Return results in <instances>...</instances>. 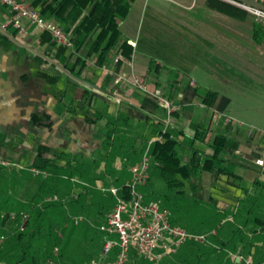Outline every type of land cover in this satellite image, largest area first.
I'll use <instances>...</instances> for the list:
<instances>
[{"label":"crops","instance_id":"1","mask_svg":"<svg viewBox=\"0 0 264 264\" xmlns=\"http://www.w3.org/2000/svg\"><path fill=\"white\" fill-rule=\"evenodd\" d=\"M153 1L152 7L147 8L144 33L158 30L159 40L129 36L125 30L123 43L130 46L129 41L138 40L136 49L130 46V59L122 57L120 73H115L119 56L115 52L101 67L96 54L90 55L87 50L76 53L86 62L79 78L70 75L76 59L59 51L49 35L26 19L23 32L7 26L11 10L0 3V160L15 164L25 161L29 169L36 157L52 159L63 152L72 160L85 163L86 174L97 178L98 189L119 188L132 181L131 168L142 160L148 148L150 151L155 142H166L160 132L170 133V140L178 143V155L186 162L194 153L201 158L211 156L210 144L215 136L223 135L226 140H222L223 163L219 167L224 172L203 173L201 184H187L185 190L188 196L203 201L204 207H210L198 210L206 213H201L198 224L210 228L213 235L207 242V257H218L216 264H240L230 254H243L253 262H262L264 166H258L256 161H264V151L244 148L238 142L235 136L240 133L241 123L223 118L232 99L213 95L209 86L215 75L232 71L234 75L229 79L244 86L254 81L264 85V33L255 37L259 24L250 15L245 21L231 18L208 8L207 0H167L171 4ZM85 14L86 11H80L74 17L72 29ZM51 21L60 25L54 19ZM248 22L253 25L249 29ZM151 61L160 66L155 72L150 71ZM223 64L228 67L227 72L221 69ZM199 71L203 84L192 77ZM110 74L114 81L116 75L136 74L152 88L162 89L176 107L168 126L167 112L160 106L153 108V99L133 87H119L114 81H106ZM190 82L195 91L185 90ZM223 96L231 103L224 113H218ZM216 115H221L222 120L213 130ZM203 129H208V136L205 143H199L195 135ZM173 148L168 143L164 151L172 152ZM118 149L124 152L120 154ZM16 172L11 166L0 173V198L9 200L11 207L27 204L39 191L38 177L33 180ZM34 184L35 188H30ZM194 191L199 193L197 198L193 197ZM143 195L148 200L156 196ZM181 197L186 196L182 193ZM192 198L189 203L198 209V202ZM91 203L87 198L85 204L89 207ZM206 210L213 215L208 216ZM95 219L87 222L94 224Z\"/></svg>","mask_w":264,"mask_h":264},{"label":"trees","instance_id":"2","mask_svg":"<svg viewBox=\"0 0 264 264\" xmlns=\"http://www.w3.org/2000/svg\"><path fill=\"white\" fill-rule=\"evenodd\" d=\"M25 1L29 2L31 8L40 11L47 20H56L64 30L71 34L74 44L72 52L57 45L50 36L49 38L59 51L68 53L71 58L76 59L74 68L70 72L72 77L79 78L86 68L84 59L76 57V53L79 54L84 50H87L90 55L96 54L97 63L100 67L108 61L113 52L121 55V57L124 56L126 60L130 59L132 49L128 44L123 43L124 32L120 23L129 18L132 7L137 0ZM207 6L240 21H245L249 17L247 11L225 0H207ZM80 11H86V14L72 29L71 22ZM261 32L264 33V26L257 25L255 37ZM104 43L105 46L102 47ZM121 62V59L116 62L115 73H120ZM75 67L79 70H75ZM159 67L156 62L151 61L150 71L155 72ZM54 80L57 82V78ZM106 81L113 82L114 75H107ZM156 87L159 86L156 85ZM185 90L195 91V88L190 82ZM154 103L153 108H159V105ZM230 103L231 100L223 96L216 111L224 113ZM160 136L166 142H155L151 146L149 151L150 166L159 172L167 188L178 189V194L183 193L186 196L188 193L185 186L187 184L197 186L201 184L203 173L219 175L223 171L219 167L223 163L222 140L225 139L223 135L214 137L210 144L213 151L211 156L201 158L199 154L194 153L188 162L178 155V143L170 140V133L167 130L160 132ZM207 136L208 129L198 130L195 140L199 143H205ZM228 142L224 144V147ZM168 143L173 144L172 152L164 151ZM64 161L65 164H63ZM5 162L16 165L11 161ZM4 168L0 165V173ZM29 169H36L40 172L41 177L39 191L33 196V199L27 204H15L14 207H11L8 204L9 200H1L0 198V238H5L0 245V264H49V261H54L55 264H82L85 261H77L70 251L72 238L75 235L74 231L79 226L75 220L77 217L83 216V220L87 222L88 219L97 217L99 226H101L106 223L108 215L113 211L116 198L110 192L102 191L95 186L97 178L86 174L83 161L72 160L66 153L56 154L52 159L38 156ZM127 184L118 186L121 196L126 197V199L129 196ZM198 194L197 191H194L193 197L197 198ZM54 197H57V200ZM87 198L92 201L89 207L85 204ZM160 198L162 197L155 196L153 200H148L144 196V201L161 207L163 203ZM109 199H112L114 203L111 204ZM165 200L169 201V196H166ZM4 211L6 214L1 216ZM21 211H26L29 215L24 224H22L19 213ZM12 215L13 220H11ZM260 221L262 222L261 227L264 229V218ZM170 222L176 226L172 214ZM99 232L101 231L99 230ZM102 235L104 236L103 233ZM42 242L45 243L44 248L40 245ZM103 244L104 238L101 249H103ZM55 248L59 249L58 256L54 255ZM207 248V242L191 240L182 245L176 254L171 255L170 258L169 256L164 257L161 262L169 258L170 260L168 259L167 263L163 264H204L209 255ZM218 251L220 250L215 249V252ZM147 261L148 263H146ZM161 262L158 264H162ZM126 264L155 263L132 251Z\"/></svg>","mask_w":264,"mask_h":264},{"label":"built area","instance_id":"3","mask_svg":"<svg viewBox=\"0 0 264 264\" xmlns=\"http://www.w3.org/2000/svg\"><path fill=\"white\" fill-rule=\"evenodd\" d=\"M236 5L254 19L255 23L264 26V11L238 3L234 0H225ZM264 5V0H253ZM0 3L11 10V15L7 20V26L23 32V20L26 19L31 26L40 32L49 35L57 45L73 50L74 44L72 36L56 22L47 20L38 10L31 8L21 0H0ZM137 40L129 41V45L134 49L137 47ZM122 59L118 56L117 61ZM116 86L133 87L144 96L153 99L168 115L166 125L168 126L171 115L176 111L174 104L165 97L164 91L158 88H150L149 85L138 75L130 76L116 75ZM193 84V83H192ZM258 166L263 167L264 161H256ZM4 167H15L14 164L1 161ZM150 157L149 148L144 152L142 160L131 168L132 181L127 184L129 196H121L120 188H101L102 191L110 192L116 198V205L109 215L106 223L100 227L104 234V244L102 255L98 259H93L85 264H126L130 254L135 251L140 257L155 264L161 262L166 256L176 254L178 250L189 240L203 242L205 236L188 233L186 230L172 225L170 222L171 213L156 204H148L144 201V196L138 191L139 186L147 184L149 178ZM36 176L40 172L30 169ZM57 200V197L54 198ZM22 224L28 220V215L22 213ZM76 219L75 223L79 224ZM5 238H0V245ZM59 249L55 248L54 255L58 256ZM231 257L240 264H264L253 262L241 254H230ZM49 264H55L49 261Z\"/></svg>","mask_w":264,"mask_h":264},{"label":"rangeland","instance_id":"4","mask_svg":"<svg viewBox=\"0 0 264 264\" xmlns=\"http://www.w3.org/2000/svg\"><path fill=\"white\" fill-rule=\"evenodd\" d=\"M164 1L170 3V1L167 0ZM153 4V0H138L129 18L121 25L123 32L127 30L129 36L143 38L149 37L151 39H154V41L159 40L160 32L158 30L144 33L147 8L152 7ZM251 25L252 23H247L248 29L251 27ZM221 66V69L227 72L228 67L224 64ZM171 69L174 68L171 67ZM232 72L233 73L227 72V74H223V76L215 75L212 84L209 86L212 90L211 93L217 96L226 95L232 99V104L223 118L225 120V117H229L241 123L240 125H238V130L240 131V133L239 135L235 136L237 137L238 142H240V144H242L244 148L256 151H264V85H261L259 84V82L254 81V83H251V85L244 86L240 81L236 79H229V77L234 75V71ZM201 75L202 72L199 71L197 74L192 75V77L198 79L199 82L203 84L204 82L203 80H201ZM147 85L152 88L150 84ZM207 85H209V83ZM211 116L212 112L210 113V117ZM221 120V115L215 116L212 124L213 130L215 129L217 123ZM228 120L229 119L227 118V121ZM229 137H231V135ZM118 152L122 154L124 152V149H118ZM26 164L27 163L25 161H22L21 164H16L14 167L17 170L16 173L21 174V176H27L28 178L33 180H36V177L40 179V176H36L35 174L30 172L27 166H25ZM150 169L151 175L149 176L147 185L145 184L143 186H139L138 191L145 195L154 194L156 196L162 197L160 198L163 202L162 207L171 211L170 213H172L173 220L175 221L176 225L178 224L179 226L185 227L188 233L205 236L206 240L203 242H208L209 237L213 236L212 231H210V228H206V226L198 224V222H200V220L202 219V214L205 213V211L202 213L198 210H201V208L208 209L207 207L209 206L206 205L204 207L203 201L199 202L188 195H186V197H181V194L177 193L178 189H169L166 187L165 182L163 181L157 170L153 169L152 167ZM18 171L23 173H18ZM111 174H113V172H111ZM35 186L36 184H34L32 187H29L34 189ZM14 195L15 194H12V196ZM166 196H169V201L165 200ZM191 198L193 201L198 202L195 204L196 206H199L198 209H194V206L192 207L191 203H189L188 199L191 200ZM193 201L192 203L194 204L195 202ZM109 202L111 204L114 203L112 199H109ZM206 212L208 216L213 215L212 211L206 210ZM19 213L20 217L22 213L28 214L26 211H21ZM82 213L84 214V211ZM77 219H79L80 222L79 226L74 231L75 235L72 238L70 251H72V256H74L77 261H85L82 263L85 264L92 259H98L101 257V245L104 236L101 232H99V228L103 224L99 226V222H97L96 219V221L93 222L94 224H91L90 222H86L85 220H83V216L77 217ZM216 226L217 223L214 225V227ZM40 245L42 248L45 247V243L43 242ZM168 259H165L161 263H167ZM209 260L212 261L211 264H216L218 257L212 259H210V257H207L204 264H210ZM146 263H148V261Z\"/></svg>","mask_w":264,"mask_h":264},{"label":"water","instance_id":"5","mask_svg":"<svg viewBox=\"0 0 264 264\" xmlns=\"http://www.w3.org/2000/svg\"><path fill=\"white\" fill-rule=\"evenodd\" d=\"M234 1L264 11V5H262L258 2H255L253 0H234Z\"/></svg>","mask_w":264,"mask_h":264}]
</instances>
